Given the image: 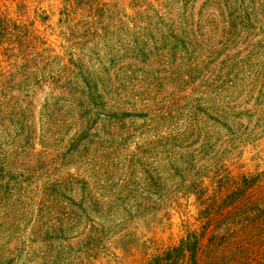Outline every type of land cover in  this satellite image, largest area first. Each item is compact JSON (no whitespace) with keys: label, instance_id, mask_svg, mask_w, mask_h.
Returning a JSON list of instances; mask_svg holds the SVG:
<instances>
[{"label":"rangeland","instance_id":"obj_1","mask_svg":"<svg viewBox=\"0 0 264 264\" xmlns=\"http://www.w3.org/2000/svg\"><path fill=\"white\" fill-rule=\"evenodd\" d=\"M251 1L231 0L226 9L220 0H101L95 9L108 15L85 9L73 19L67 0H0L29 56L0 49V99L11 103L0 116V160L14 153L13 171L25 169L32 181L22 194L1 181L13 189L0 193V243L14 247L18 237L23 245L41 216L44 231L50 195L61 210L67 200L85 202L87 183L100 195L96 185L119 192L126 178L140 185L146 172L169 169L176 154V168H193L210 192L264 173V18L251 25L237 19ZM149 9L145 23L141 13ZM16 71L5 96L1 85ZM110 131L129 138L120 159L107 142ZM184 179L191 177H170L157 189H166L163 199L149 196L146 211L124 197L84 205L66 239L58 235L42 249L35 242L46 253L40 259L38 252L36 264H148L198 230L197 197L175 190ZM17 213L19 221L2 227ZM87 242L91 258L80 252Z\"/></svg>","mask_w":264,"mask_h":264},{"label":"trees","instance_id":"obj_2","mask_svg":"<svg viewBox=\"0 0 264 264\" xmlns=\"http://www.w3.org/2000/svg\"><path fill=\"white\" fill-rule=\"evenodd\" d=\"M100 1L101 0H67V14L74 19L77 10L82 11L88 9L89 13L95 18L96 16L100 18L105 13L108 15L112 10L106 9L103 12L100 9L98 11L95 9L99 7ZM220 1L223 2L221 5L224 4L223 7L226 9L227 5L231 3V0ZM149 12L154 11L149 9L148 12L141 13V17L145 23L149 18ZM260 18H264V0H252L249 7L239 12V15H237L240 24L244 25L255 24L259 22L258 20H260ZM11 23L12 22L6 16L0 14V49L4 48L6 44L9 48L5 49L7 54L9 52H13L14 54L21 52L20 55L13 56H16L17 59L22 57L26 60L29 56L24 52V46L26 49L27 46L21 34H16V31H14L13 27L16 26ZM176 26L177 25L173 23L170 27L172 30L170 34L172 35V39L174 38V40L178 41L181 30L177 29ZM230 34H232L231 31ZM146 36H148L147 40H154V34L152 32L145 33V37ZM23 67L25 68L26 66ZM21 69L22 67L19 68L18 71ZM18 71L6 74V79L1 85V88L7 91L5 96L11 95L9 91L12 89V87L9 86L3 88L4 84H6V80L16 75ZM34 74L35 72H32L30 76H34ZM218 89L221 90V88H217V90ZM5 101L6 99H0V116L1 114L4 115L1 118L2 120L8 115V113H6L7 111L5 113L3 112V108L6 109V105H11V103L5 104ZM214 111H216V109ZM128 117L132 118L135 116ZM111 131L108 132L107 142L110 143L115 158L120 159L122 156H120V153H122L121 150L124 149L129 138L127 139L125 135L122 137L117 136L116 133ZM182 144L181 142V145ZM177 155L178 154H176V156L174 155V161H172L170 157H166V160L170 158L169 163H165L170 164V168L168 169V165H163L162 171L164 174L159 168L148 171L146 172V179H144L140 185H133L130 183L129 179L126 178L121 185L117 186L119 192H116L112 187L107 188V186L105 187L103 185V187H98V185L95 184V189H100L104 193V195H102V193L100 195V193H96L95 190H91L94 185L92 186L87 183L85 192L88 196L85 197V202L82 201L79 205L70 200L69 205L67 200V203L64 202L63 208L58 210L56 208L57 199L53 195H50V204L46 203L48 206V216L46 217L47 222L44 231L38 228L39 224L45 218L41 216L37 218V223L32 227L33 232L31 236L33 237L34 235V240L31 239L32 237H29L26 243L18 245L17 240L19 239L17 237V239H14V247H12V241L4 245L0 243V264H36L38 262L37 259H39V257H37L38 252L42 251H37L35 242L40 244V249H42V246L52 247L54 242L57 241L58 235L62 236V239L63 237L66 239V234L71 232L74 227L80 223L82 218L85 217V215L80 217L76 213L77 210H79L85 214L84 205L88 207H93L95 205L102 207L101 204L104 198L109 199V205L118 200V198L124 197L123 200L128 201L131 207H137V209L141 211H146L151 202L149 196L156 195L159 199H163L166 189L162 187L160 193L157 189L161 185L166 184V181H168L170 177L174 179V177L178 176L184 177L186 174L189 175L191 179H184L182 185L176 187L175 190L177 193H181L182 191H178V188H184V192H188L189 195L194 194L197 197V202L199 204V214L197 217L198 230L188 232L187 237L177 246L157 255L148 264H264V173L254 178H244L241 182H232L225 190L210 192L202 182L197 181L198 176L201 175L195 174L193 168L184 171L176 168L175 161L178 158ZM3 156V159L0 160V193L1 191H5L8 196H11L14 187L19 188L20 194L26 193L32 184L31 178L26 177V171L21 167H18L21 171L20 173L13 171L14 163L12 162L14 161V153H11V155L4 153ZM83 157L85 159L86 155L84 154ZM1 162H4V164ZM191 171H193V174H191ZM167 172H170V174H167ZM3 179L12 181V185H14L13 188H11L10 185L4 187L1 182ZM34 179V181H36V175ZM223 179L224 178H222L219 183L223 184ZM186 181L188 182L185 183ZM25 185L26 187H24ZM172 186L174 185L172 184ZM60 187L61 186L56 185L54 189H59ZM19 217L21 216H19L18 213L14 218H11V215H7L4 218L6 223H2V227L10 226L13 220H16V222L19 221ZM6 230L10 231V229ZM43 252L45 253V251ZM43 252L39 253V256L42 255L40 259H45L46 253L44 255ZM80 252L91 258L90 254L92 250H90V243L87 242ZM68 253H70L68 258H71L72 253ZM21 256H24L23 263H18ZM68 264H73L70 259Z\"/></svg>","mask_w":264,"mask_h":264}]
</instances>
